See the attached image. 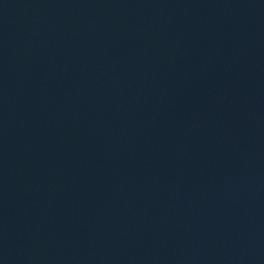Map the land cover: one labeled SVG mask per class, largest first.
<instances>
[{"label":"water","instance_id":"water-1","mask_svg":"<svg viewBox=\"0 0 264 264\" xmlns=\"http://www.w3.org/2000/svg\"><path fill=\"white\" fill-rule=\"evenodd\" d=\"M0 264H264V0H0Z\"/></svg>","mask_w":264,"mask_h":264}]
</instances>
